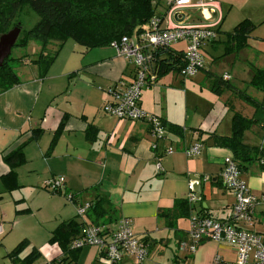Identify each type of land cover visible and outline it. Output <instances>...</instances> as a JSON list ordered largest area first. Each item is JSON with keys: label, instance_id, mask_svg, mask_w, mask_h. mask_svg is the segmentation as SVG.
<instances>
[{"label": "crops", "instance_id": "crops-1", "mask_svg": "<svg viewBox=\"0 0 264 264\" xmlns=\"http://www.w3.org/2000/svg\"><path fill=\"white\" fill-rule=\"evenodd\" d=\"M153 2L156 11L163 14L167 1ZM185 10L197 13L191 15ZM177 12L176 18L165 15V27L216 24L217 35L207 41L204 51L214 54L211 56L215 61L223 59L227 70H234L237 62L241 65L244 61L243 66H238L244 74V86L252 66L264 68V0H215L206 8L193 5ZM244 18L255 24L248 45L223 55L225 32ZM179 46L183 47V43L174 47ZM31 48L39 51L38 44ZM63 48L43 78H39L36 65L19 62L16 71L20 83L0 93V250L4 257L11 264H21L30 247L41 255L50 247L54 254L44 261L54 260L56 264H177L180 258L182 264H232L236 252L225 242L202 241L192 254L179 251L177 244L188 238L190 217L196 213L215 217L230 214L234 196L223 187L220 172L223 158L231 151L215 145L211 134L229 135L234 112L259 119L255 109L230 90L220 95L213 93L206 71L221 74L210 68L192 75L197 77L201 98L207 93L202 112L196 105L190 109L188 104L183 107L174 100L170 102V93H185L190 81L189 77L169 72L141 90L140 106L165 122V134L153 148L146 121L119 119L102 108L114 84L121 79L132 80L133 65L110 45L87 49L73 44L65 51ZM22 54L21 51L14 56ZM248 58L249 62L254 59L251 64ZM205 82L207 88L201 86ZM248 91L260 101L264 97L247 85ZM243 140L251 146H264L263 123L259 121L246 129ZM194 142L201 143V151L187 157L183 151ZM167 147H172L173 152L167 153ZM18 150L23 154L22 163L6 159ZM254 170L252 167L242 176L253 193L264 194V171L255 175ZM56 176H62L65 182L63 191L53 193L44 185ZM197 177L202 179L198 193L201 197L197 202L187 200L188 213L180 215L176 201L187 197L188 183ZM65 193L73 194L72 201L64 200L61 194L65 197ZM97 195L112 207L108 213L110 223L105 217L101 224L105 228L113 229L121 216L132 221L135 235L147 245V256L141 262L126 256L111 263L104 252L93 246L74 253L65 251L70 241L91 223L86 214L77 215V205L93 201ZM27 210L28 213H19ZM32 216L38 217L34 225L25 221ZM254 218L251 229L264 235V204L256 206ZM70 219L80 223L78 233L67 244L49 242L58 224ZM20 240L29 241V247L12 258L8 253Z\"/></svg>", "mask_w": 264, "mask_h": 264}, {"label": "trees", "instance_id": "trees-1", "mask_svg": "<svg viewBox=\"0 0 264 264\" xmlns=\"http://www.w3.org/2000/svg\"><path fill=\"white\" fill-rule=\"evenodd\" d=\"M24 6H29L39 17L29 29H22L21 23L15 20L17 13ZM167 8L168 6L163 14L158 13L153 0H0V35L18 26L21 30L13 46L25 47L29 41H34L39 45V51L35 56H27V54L11 56L10 53L4 60L3 64L0 65V93L19 84L21 81L13 66L15 62H31L36 65L39 78H43L56 59L61 46L68 38L73 39L77 44L87 49L108 46L122 36L137 39L140 33L152 30V26L149 24L151 17L158 18L156 28H165L163 19ZM254 28L255 24L248 18H244L236 23L231 31L225 32L223 55L238 52L246 47ZM137 41L140 40L137 39ZM206 43L203 44L202 51ZM176 44L156 45L149 48L147 53L151 55V61L147 70L148 84L169 72L178 73L183 77L192 76H186L182 73L187 63L185 44L183 43V47H174ZM202 56L205 63L203 52ZM204 63L200 69H205ZM206 75L209 78V87L213 93L220 95L225 90H230L245 103L251 105L259 116V119L254 115L247 118L234 112L230 134L221 136L212 133L211 137L214 144L230 149L231 155L242 173L247 172L254 162H258L259 168L264 170V146H251L243 140L245 130L253 124L260 121L263 123L264 128V116L261 117L264 114V97L260 101L244 90V87L248 85L264 94V68L252 66L247 85L240 89L229 81L230 76L228 73L218 75L209 74L206 71ZM151 76L153 78H150ZM161 121L165 125L164 120L161 119ZM177 132L181 133L180 130ZM13 153V156H7L6 159L9 161L15 160V164L22 163L24 160L22 151L18 150ZM12 175L14 176V174ZM8 178L9 175L4 177L5 183ZM66 194L68 193H65V197ZM89 202H91V205L86 212L91 222L89 224L101 225L105 217L110 223L108 213L112 207L107 200L97 195L93 201ZM176 208L180 215L187 214V199L177 200ZM163 212L166 213L167 211ZM79 226L80 223L75 219L62 221L54 229L49 242L58 241L67 244L71 236L78 233ZM109 230L107 227L106 231ZM25 242L21 241L17 244L8 255L14 258L21 251ZM79 249H67L65 251L74 253ZM38 255L39 252L34 249L21 259V264H31ZM51 264H56V262L52 260Z\"/></svg>", "mask_w": 264, "mask_h": 264}, {"label": "built area", "instance_id": "built-area-1", "mask_svg": "<svg viewBox=\"0 0 264 264\" xmlns=\"http://www.w3.org/2000/svg\"><path fill=\"white\" fill-rule=\"evenodd\" d=\"M215 0H167L166 15L174 16L183 7L212 5ZM157 17H151L149 24L152 30H146L137 37L122 36L119 40L111 42L116 52L133 65L134 73L131 81L120 80L107 92V97L102 108L105 113L119 119L144 120L149 124V134L153 138L152 147L156 148L158 139L165 134V125L161 118L140 106L141 90L148 84L147 70L151 55L148 52L151 46H168L183 42L185 44L186 66L182 70L184 75L195 74L204 63L202 46L205 42L217 35L216 24H186L174 25L158 29ZM150 78H153L152 76ZM202 148L201 143L194 142L184 149L187 157L196 156ZM167 153H172L173 148L167 147ZM160 170L159 160L156 162ZM220 180L223 187L233 193L234 202L230 214L226 217H215L207 214L196 213L190 217L188 238L177 244L179 251L192 254L198 245L205 240L225 242L235 249L236 257L232 264H264V235L251 229L254 223V210L257 205L264 204V194L257 195L251 191L242 176L237 162L232 155L225 156L222 160ZM192 179L188 183V202H197L200 199L196 186L201 183ZM203 180H207L206 177ZM64 178L56 176L45 182L47 190L56 193L63 191ZM66 199L72 201L73 195L66 194ZM91 202L84 201L77 205L79 216H84ZM2 225L0 224V233ZM95 245L99 251L104 252L111 263H118L126 256H132L136 262H141L147 256L146 243L138 238L133 229L132 221L121 216L117 219L115 227L106 231L101 225L86 224L81 233L73 238L68 248L70 250ZM216 258L215 260H217ZM44 264H51L47 261ZM177 264H182L178 261Z\"/></svg>", "mask_w": 264, "mask_h": 264}, {"label": "rangeland", "instance_id": "rangeland-1", "mask_svg": "<svg viewBox=\"0 0 264 264\" xmlns=\"http://www.w3.org/2000/svg\"><path fill=\"white\" fill-rule=\"evenodd\" d=\"M185 11L188 12L189 14H191V15H194V14L197 13L196 10H192V11L191 10H185ZM238 16H240V15H238ZM230 17H231V15H230ZM38 18L39 17H38V15H37L36 12H34L31 8H29V6H24L21 9V11H19L17 13V15L15 17V20L17 22H20L21 23V28L22 29H29L38 20ZM224 27H225V25H224ZM73 44L74 45H77L76 42L73 39L68 38L64 42V44L62 45V46H64L63 51H65L66 49H69ZM33 45L35 47V45H37V44L34 41H29L28 44L25 47L13 46L12 47V50H11V56H14V54L16 55L18 52H21V51L23 52V54H27V56H35V54H36L37 51L34 52L32 50L31 47H33ZM204 49L205 48H203V51L202 52H203V55H204V58H205V63H204L205 68H210L212 71H215V72H217L219 74H223L224 72H228L229 75H230V77H231L230 78L231 79L230 82L232 84H234L235 86H237L239 88H242L244 86V82L242 81L243 80L242 78H243V75L244 74L238 68V66L240 67V66H243L244 65V61L241 62V65H240V63L238 64V62H237L236 65H235L234 70H232V68H229V70H227V67H226L225 62H224L223 59H216L217 61H215L213 59L214 57L211 56V55H214V54H212V53H206L204 51ZM253 60L250 61V62H253ZM248 62H249V58H248ZM250 62H249V64H251ZM17 64H19V63L18 62H15L13 64V66L15 67V70L18 69V65ZM200 71H201V69L198 70V72H200ZM235 71L238 72V74H239L238 77H235V76H237L234 73ZM196 73L194 75H196ZM187 79L190 82L188 83V86L185 89L186 90L185 93L183 92V94H181L179 91L175 90L174 93H172V92L170 93L171 95L169 96V101L170 102H173V100H174L175 102H178V104L182 105L183 107H185V105L187 106V104H188V107L190 109L194 108L195 105H196L198 107L197 109L202 112L203 109H204V107H205V96L207 95V93H205L204 95H202V98H201L199 86L197 85L198 83H197V80H196L197 77L194 78V77L191 76V77H189ZM201 86H205V88H207L206 87L207 86V83L205 82L204 85L202 83ZM244 90L246 91V87H244ZM183 91H184V89H183ZM204 91H206V90H204ZM252 91H253L252 94H254L255 93L254 92L255 90H252ZM247 93L249 94V91ZM256 127H258V126H256ZM252 167H255V170H254L255 171V175H256V173H259L260 171H264V170H261L259 168V163L258 162L252 163L251 164V167H249V170ZM249 188H250V186H249ZM56 195H58V194H56ZM61 196L64 198L65 201H68L63 196V194H61ZM28 212H29V210H27L26 212H22L21 211L19 213H28ZM37 218H38L37 216L36 217L32 216V217L28 218L25 221H27L30 225H34L36 223ZM47 225H49V223ZM21 240H23V239H21ZM24 241H26V242L24 243V245L21 248V251L20 252L25 251L29 247V241H27V240H24ZM16 244H18V241H17V243H15V245ZM90 246L96 247L99 250V248L97 246H95V245H90ZM84 247H88V246H84ZM34 249H35L34 247H30V251L29 252L33 251ZM35 250H37V249H35ZM3 254H4V252H2V249H1L0 250V256L4 260H2V258L0 257V264H11V262L9 261V259L6 258V257H4ZM43 254L44 255L39 254L35 258V260L33 261V263L34 264H44L45 262H47V261H44V260H50V258L53 256L54 253H53V250L49 247L48 250H45ZM44 258H46V259H44ZM182 260H183V258H180V261H182Z\"/></svg>", "mask_w": 264, "mask_h": 264}, {"label": "water", "instance_id": "water-1", "mask_svg": "<svg viewBox=\"0 0 264 264\" xmlns=\"http://www.w3.org/2000/svg\"><path fill=\"white\" fill-rule=\"evenodd\" d=\"M177 14L178 12L174 13V18L177 17ZM20 30V27L15 26L8 32L0 35V65L3 64L4 60L11 53V49L19 36ZM196 180L199 181V177H197ZM196 190L199 194L201 193L200 184L198 185V187L196 186Z\"/></svg>", "mask_w": 264, "mask_h": 264}]
</instances>
